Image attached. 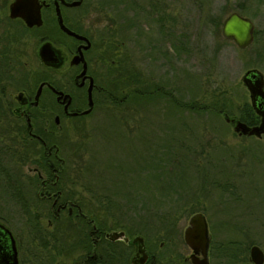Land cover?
Here are the masks:
<instances>
[{"label":"rangeland","instance_id":"374dc122","mask_svg":"<svg viewBox=\"0 0 264 264\" xmlns=\"http://www.w3.org/2000/svg\"><path fill=\"white\" fill-rule=\"evenodd\" d=\"M95 1L106 8L108 20L113 24L111 37L116 33L121 41V76L124 69L126 72L133 71L140 80H146L140 82L142 85L161 87L185 101L208 103L212 110L171 115L164 112L169 105L167 101L153 105L148 103L146 106L136 104L137 107L121 102L118 108L99 104L84 118L66 119L63 122V136L59 139L62 141L61 153L75 174L73 187L82 191L83 195L93 194L97 200H106L105 194H109L119 203L118 208L150 207L149 210L140 211L139 215L126 210L129 216L121 217L117 210L111 212L114 211L121 222L132 219L137 220V224L142 221L138 224L139 233L151 242L153 240L155 251L162 254L165 260L169 256L170 264H179L180 256L189 252L183 240V231L189 216L196 211L204 212L209 219L215 240L220 242L246 236L245 243L250 245L254 242L264 250V137L239 136L226 122L223 113L215 112L217 109L213 106L221 104V97L226 94L238 104L233 109L237 113L241 104L250 101L249 91L242 80L245 71L257 68L264 74V5L255 12V3L252 1L251 5L249 0ZM244 2L250 3L247 10L255 12V17L248 12L244 15L253 19L259 34L251 46L241 49L223 36L221 25L226 15L242 8L240 6ZM135 11L144 17L138 31H135L133 23L137 14ZM211 18H220L222 22L219 28L211 22ZM145 20H148V24H145ZM38 46V38L27 31L23 58L26 73L32 71L31 77L38 68ZM177 48H180L179 51ZM123 82L122 77L121 97L135 87L130 83L123 88ZM170 109L175 110L173 107ZM119 122L127 123V128H121ZM135 122L144 124L137 125L141 126L137 130ZM186 122L192 132L188 137L179 138L176 143L174 135L177 137L181 126L185 130ZM126 130H132V133ZM66 134L68 137L64 136ZM179 140L193 143L197 151L194 158L200 167L187 170L186 174L191 177L184 183L185 173L179 174L178 168L175 171L174 166L177 165H166L163 183L181 182V203L187 206L175 215L171 230L170 226L167 230L158 222L164 207L168 206L156 199L163 191L162 182L151 177L154 185L150 189L147 186L149 183L143 185V179L150 180V176H141L137 171V161L146 155V163L152 160V164H163L162 160H168L170 154H179ZM201 167L204 168L202 172ZM169 169L174 171L169 172ZM153 171L152 168V176ZM82 186L87 189H82ZM135 188H140V191H134ZM119 189L128 192L131 198L139 202L125 204L120 195L113 197L111 194L120 192ZM1 193L4 196L3 190ZM151 194L152 198L155 197L154 201ZM195 196L198 198L193 200ZM88 209L97 210L95 206ZM58 226V232L70 233L67 220L59 222ZM161 241L164 242L162 246ZM213 264L232 262L225 255H215Z\"/></svg>","mask_w":264,"mask_h":264},{"label":"flooded vegetation","instance_id":"af4514ba","mask_svg":"<svg viewBox=\"0 0 264 264\" xmlns=\"http://www.w3.org/2000/svg\"><path fill=\"white\" fill-rule=\"evenodd\" d=\"M12 1L0 0V264H170L169 256L163 259L155 251V242L139 233L137 220L121 222L114 211L106 210L118 206L116 200H97L94 195H83L73 187L74 171L61 153L59 137L63 136L66 119L84 118L99 104L118 108L122 100L121 41L116 33L111 37L113 24L108 20L106 8L95 0H38L43 22L29 26L22 17L10 15ZM58 11L64 25L85 38H77L62 29ZM143 20L142 15H135L132 21L135 31L141 28ZM27 31L39 42L38 68L32 77L31 70L26 73L23 58ZM46 41L55 49L58 62L42 60L40 48ZM75 55H82L83 59L72 63ZM85 64L86 71L82 73ZM43 82L37 101L35 95ZM90 93L91 110L83 113L90 107ZM261 101L257 98V103ZM256 114L258 121L250 125L260 124L261 116ZM223 115L230 118L226 122L233 130L236 121L241 120L225 112ZM119 124L127 128V123ZM135 124L137 127L144 123ZM67 134L64 136L68 137ZM146 158V155L139 157L137 171L143 178L150 176V180L143 179L150 189L153 164L152 160L146 163ZM90 206L97 210H89ZM206 219L210 234L208 254L205 260L199 249L196 260L213 264L215 255H225L232 264H256L250 252L258 244L245 243L246 236L219 242L211 233L207 216ZM66 220L70 233L58 232V223ZM164 228L169 230V226ZM140 236L142 248L136 240ZM183 240L189 252L180 256L179 264H194L193 249L185 241L184 231Z\"/></svg>","mask_w":264,"mask_h":264},{"label":"trees","instance_id":"16d2710c","mask_svg":"<svg viewBox=\"0 0 264 264\" xmlns=\"http://www.w3.org/2000/svg\"><path fill=\"white\" fill-rule=\"evenodd\" d=\"M252 1L255 3L256 8H255V12H258V9L261 10L262 7L261 5H264V0H249V2H251V5L253 4ZM247 5V6H246ZM242 8H238L239 12L244 14L246 12H248L252 17H255L254 13L255 12H251L250 10H247L250 7V3H243L242 6H240ZM237 10V11H238ZM211 22L215 24L216 28L220 27V24L222 21H220V18L218 20H215V18H211ZM257 34H259L258 30H255V40H257ZM180 48H177V51H179ZM122 77L123 80H125V82H123L122 87L125 88L127 86L130 85V83L135 84V87L132 89H129V91H127L126 93L122 94V104L123 105H134L135 107H137L136 104H141L146 106L148 103L149 104H155L159 101H167L169 103L167 110L165 109V114L169 113V114H178V113H201L204 111H211L212 107L210 104L205 103V102H197L195 100H183L182 97L180 96H174V94H172V92H170L169 90L165 91L162 90L161 87H156L155 85L152 86L151 84L148 85H142L140 82H145V79H139L138 78V74L130 71V72H126V69L123 70L122 73ZM221 104L217 103V104H213L214 108L217 109L215 112L219 113L221 115V113L225 112L226 115H230L233 116L237 119H241L245 122H247L248 124H253L256 123L258 121V115L256 114V112L254 111V109L252 108L251 102L250 101H245L243 104H241L237 113L233 112V109H235L236 106H238V104L236 102H234L232 100V98L230 96H227L226 94L223 95L221 97ZM214 103H216V101H214ZM175 108L174 109H170V108ZM187 124V122H186ZM185 126V130L183 129L184 127H179L178 129V135L176 137V135H174V139L175 142H178L179 138H184V137H188V135L191 134L192 130L191 128L186 125ZM184 132V133H183ZM172 136V135H171ZM164 149L166 148L165 144L163 145ZM170 147V145H169ZM195 146L193 145V143H187V142H183L179 140V143L177 145V150L179 151V154L177 153L176 155L174 154H170V158L168 160H162V157H159L162 160L163 164H153V180H157L161 185V189H163V191H160L159 193V197H157L156 199L158 201H164L162 203H167V207H164V211L162 213V215L159 216L158 218V222L160 223V225H162L163 227L166 226H172L173 222L172 219H174L176 216V214L183 208L186 206V203H181L183 202V193L180 192L179 186L181 185V182H178L177 184L174 182H169V185H165L163 183V173L164 170L166 168V165H177L174 166L175 167V171H177V168L180 169L179 174L181 173H185V175L183 176V182H187V178L191 177V175H187L186 172L189 171V169H192V167L194 166H198L200 167V165L196 162L194 156L195 153H197L196 149L194 148ZM171 148V147H170ZM162 150V151H166V150ZM183 151V152H182ZM174 152V151H173ZM181 152V153H180ZM44 158L42 159V165H44ZM203 167H201V172L204 170H202ZM197 169V168H194ZM170 170V169H169ZM188 170V171H187ZM174 170H170L169 172H173ZM206 173V171L204 172ZM146 182H144L143 185H145ZM154 185V182H153ZM155 185H158L155 183ZM120 192H113L111 195L114 197V195H120V197H122V201H125V204H137L139 201L135 200L134 198H131L130 194L127 192H124L123 190L119 189ZM93 195V194H91ZM109 194H105L106 196V200L107 201H111L114 200L111 196H108ZM115 196V197H119V196ZM155 199V197H153ZM152 198V194H151V199L154 201V199ZM196 198H198L197 196H195V198H193V200H195ZM136 201V202H135ZM187 207V206H186ZM115 208V209H113ZM145 209H150V207L148 206H142V207H135V208H129V209H124L123 207H106V210H117L119 212V215H121V217L123 216H129L125 211H132L134 214H140L139 212ZM193 211V210H192ZM191 211V212H192ZM148 212H151L148 211ZM194 212V211H193ZM142 222V221H140ZM139 222V223H140ZM158 225V224H157Z\"/></svg>","mask_w":264,"mask_h":264},{"label":"water","instance_id":"95a60500","mask_svg":"<svg viewBox=\"0 0 264 264\" xmlns=\"http://www.w3.org/2000/svg\"><path fill=\"white\" fill-rule=\"evenodd\" d=\"M11 16L22 17L27 25H41L43 22L41 15V5L38 0H13L10 6ZM58 19L60 26L67 33L83 39L85 38L81 34L69 29L63 23L60 11H58ZM255 23L253 19L247 15L240 13L237 10L230 11L226 17L223 19L221 25V32L223 36L231 41H233L239 48H248L255 41ZM87 47V46H86ZM40 55L43 61L48 63H55L59 61V57L52 47L49 41L44 42L40 48ZM83 59L82 55H75L73 57L72 63H77ZM86 71V64L82 73ZM244 85L247 87L250 93L251 104L255 111L261 116V122L257 125H250L245 121L237 120L234 126V130L240 135H254L256 137H262L264 135V74L257 68H249L245 71L242 77ZM44 82L37 89L35 95L38 101L40 94L42 92ZM52 89L54 87L50 85ZM91 92V90H90ZM62 94V91H59ZM257 98L263 99V101L257 103ZM92 98L90 93V107L83 113H88L92 107ZM230 121V118H226ZM122 232H116L120 235ZM209 229L205 214L202 211H197L192 213L188 219V225L184 230V239L187 244L193 249L191 258L194 264H202L200 261L196 260V253L199 249H202L204 259L206 260L208 254L209 246ZM136 240L139 242V248L143 247V238L137 237ZM251 260L256 264H262L264 262V253L261 247L258 245H253L251 248ZM205 264H208L205 261Z\"/></svg>","mask_w":264,"mask_h":264}]
</instances>
